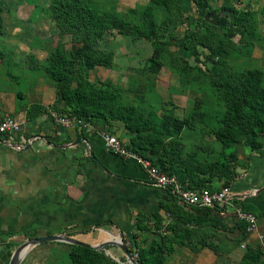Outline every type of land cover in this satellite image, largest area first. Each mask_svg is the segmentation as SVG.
I'll use <instances>...</instances> for the list:
<instances>
[{
  "label": "rangeland",
  "instance_id": "obj_1",
  "mask_svg": "<svg viewBox=\"0 0 264 264\" xmlns=\"http://www.w3.org/2000/svg\"><path fill=\"white\" fill-rule=\"evenodd\" d=\"M98 1L113 14H125L129 8L141 7L149 0ZM49 2L50 0H0L3 20L0 58L4 62L6 60L17 62L19 73L30 71L55 91V82L45 73L44 66L57 43L62 42L64 47L69 49L73 41L70 35L61 33L55 22L49 18L47 13ZM209 2L212 9L226 16L229 27L222 31L209 22L205 27L200 28V32L205 33L209 29H215L226 33L235 45L228 59L231 68L242 70L255 67L262 70L264 74V0H209ZM240 10L254 12L255 38L251 39L242 31L235 30L232 20ZM156 13L160 17L169 16V12L164 7L158 6ZM195 18L196 9L190 0H176L173 14L162 28L163 38L167 41L170 52L163 56L160 69L150 65L149 58L152 54L150 41L121 34L116 30H106L100 39L92 42V46L111 52L112 64L105 67L97 66L89 70L87 75L88 79L96 85L112 83L119 86L122 89V102L140 108L145 113L153 112L158 117L169 114L180 122L192 113L200 112L192 128L183 125L179 133H173V135H167L164 129L161 142V150L165 158L173 157V164L187 165L193 169L198 163H212L222 151L221 143L208 126L216 124L214 115L217 110L222 111L223 104L221 98L210 87L212 61L208 55L209 51L201 46L189 50L182 48L186 34L194 29ZM175 56L180 58L179 64H188L192 69L185 71L177 67L173 60ZM72 74L77 77L78 73L73 69ZM205 112H208L212 119L203 118L201 114ZM118 123L123 126L121 121ZM206 123L211 124L207 126ZM102 130L110 132L108 128ZM117 132L121 135L122 128ZM226 152L231 153L229 163L236 169L234 180L229 186L232 188L234 185L231 192L237 190L238 183L244 184L246 180L255 178L264 179V165L256 160L253 162V173L251 172L243 179L252 158H260V160L264 158V148L263 154L251 150L245 142V137L241 136ZM220 170L219 167L214 168L213 180L206 183L207 186L222 187L223 173ZM204 176L207 177L208 173ZM250 198L251 196L241 200L235 198L230 199V202L237 206L236 200L245 202ZM173 210L178 220H181L179 227L188 228L185 225L186 215L182 216L176 209ZM227 210L226 215H220L217 210L220 219L212 223H209L210 221L205 224L190 222L195 226L193 232L190 234V231L187 232L189 237L186 241L190 245L170 241L171 249L166 253L163 264H245L242 261L243 255L246 252L260 251L261 243L255 233L235 226L236 217L231 211L232 208L229 206ZM186 212L192 213L193 216L196 214L191 208H187ZM252 212L257 218L258 230L264 236V215ZM157 216L159 226H164L171 217L160 208L149 213L139 211L135 217L133 232L124 234L112 227L114 234L120 236L115 237L108 230H103L104 226H102L100 236L103 240L112 241H120L122 238L123 243L127 244L136 257L135 245L146 247L154 239L159 241V232H164V229L158 232L154 229L153 221ZM137 218L143 226L142 231L136 229ZM169 234H173L172 231L169 230ZM65 246H67L66 243L62 242L57 246L41 249L38 253L39 264H71L68 249ZM103 250L113 259L117 258L127 263L126 256L120 247L110 245ZM257 264H264V252L260 255Z\"/></svg>",
  "mask_w": 264,
  "mask_h": 264
},
{
  "label": "trees",
  "instance_id": "obj_2",
  "mask_svg": "<svg viewBox=\"0 0 264 264\" xmlns=\"http://www.w3.org/2000/svg\"><path fill=\"white\" fill-rule=\"evenodd\" d=\"M190 1L196 9L195 24L194 29L183 39L182 48L189 50L201 46L209 51L208 55L212 61L210 87L223 102L222 111L217 110L214 115L216 124L206 123L207 126L210 125L208 127H211L215 138L222 145L220 155L210 164L198 163L194 169L187 165H176L173 164V157L165 158L161 150L164 129L167 135H173V133H179L183 125L192 128L200 112H194L180 122L169 114L158 117L153 112L145 113L140 108L122 102V89L119 86L112 83L96 85L87 76L88 71L97 66L105 67L112 64L111 52L92 46V42L100 39L106 30H116L121 34L150 41L152 46L150 65L160 69L163 56L170 52L167 41L163 38L162 28L173 14L176 0H149L141 7L129 8L125 14L109 12L98 0H50L47 6L49 18L55 22L61 33L71 36L73 44L66 49L62 42L57 43L47 58L44 71L55 82L56 88L55 100L50 109L61 115H75L90 122L94 127H97V124L110 125L113 121H121L125 130L133 133L129 140L132 150L149 159L161 170L175 174L183 184L195 188L218 190L230 186L234 180L236 169L229 163L231 153L226 151L241 136L245 137V142L251 150L263 154L264 74L262 70L255 67L232 69L228 59L235 45L229 36L215 29H209L205 33L200 32V28L205 27L209 22L219 30L225 31L229 27L228 19L212 9L209 0ZM158 6L164 7L169 12V16H158L156 13ZM232 22L235 30L242 31L251 39L256 37L255 15L252 10H240L233 17ZM2 26L0 9V33ZM178 58V56L173 58L177 67L185 71L192 69L188 64H179L180 58ZM73 69L78 73L77 77L72 74ZM58 102H62L69 110L58 108L56 105ZM201 115L203 118L212 119L208 112ZM215 167H219L223 173L222 187L214 188L206 185L213 180ZM207 173L208 176L205 177ZM166 191L169 195L168 201H161L159 208L171 217L164 226H159L157 224L159 218L155 217L153 221L155 231L164 229V232H159V241L154 239L146 247L135 245L137 264H163L166 253L171 249L170 241L190 245L186 241L189 237L187 232L190 231V234L195 228L190 222L205 224L208 221L212 223L220 219L217 215V210L220 209L218 206H188L183 204L175 194ZM235 203L240 205L243 211L251 213L255 211L264 215V211L258 210L249 202L236 200ZM187 208L193 209L197 216L186 212ZM173 209L182 216L186 215L185 225L188 228L179 227L181 220H178ZM136 221V229L142 231L143 226L140 220L137 218ZM235 226L247 231L245 221L236 220ZM169 230L172 231V236L168 235ZM111 234L118 236L112 232ZM68 235L71 233L69 232ZM260 251L246 252L242 261L245 264H257L263 252L261 249ZM68 256L71 264H121L108 256L103 249L97 250L89 246L68 244Z\"/></svg>",
  "mask_w": 264,
  "mask_h": 264
},
{
  "label": "crops",
  "instance_id": "obj_3",
  "mask_svg": "<svg viewBox=\"0 0 264 264\" xmlns=\"http://www.w3.org/2000/svg\"><path fill=\"white\" fill-rule=\"evenodd\" d=\"M18 70L17 62L0 58V116L26 118L14 139L21 148L0 138V264H9L19 245L38 236L70 232L69 237L96 245L105 241L102 229L131 233L139 211H156L161 201H168L167 191L152 186L138 164L105 148L99 134L103 128L130 142L131 133L118 121L97 124L92 132L64 128L49 113L55 91L30 71ZM56 105L69 110L62 102ZM255 160L264 165V158H252L243 179ZM237 185L231 195L261 189L245 202L264 211V179ZM58 243L62 242L30 248L21 264H39V251Z\"/></svg>",
  "mask_w": 264,
  "mask_h": 264
},
{
  "label": "built area",
  "instance_id": "obj_4",
  "mask_svg": "<svg viewBox=\"0 0 264 264\" xmlns=\"http://www.w3.org/2000/svg\"><path fill=\"white\" fill-rule=\"evenodd\" d=\"M49 113L53 120L64 128L78 127L80 129H85L87 132L96 131V128L90 122H86L75 115H61L53 109H50ZM25 123V117L16 115L0 116V138H4L12 143L17 149L21 148V144L14 142V139L16 136H19ZM99 134L104 142L105 148L110 153L123 160L134 161L145 171L147 179L152 186L172 192L183 204L198 207L218 206L220 208V215H226L228 212L227 209L230 206L236 220L245 221L247 223V230L255 233L259 238L261 249L264 252V236L260 234L258 230L256 216L251 212L243 211L240 207L231 204L229 198L231 195V188L229 186L218 190L188 186L187 184L181 183L175 174H169L161 170L158 166L152 164L149 159L144 158L136 151L132 150L129 143L121 141L111 132L101 130ZM21 137L22 140L25 141L23 136Z\"/></svg>",
  "mask_w": 264,
  "mask_h": 264
},
{
  "label": "water",
  "instance_id": "obj_5",
  "mask_svg": "<svg viewBox=\"0 0 264 264\" xmlns=\"http://www.w3.org/2000/svg\"><path fill=\"white\" fill-rule=\"evenodd\" d=\"M259 191H261V189L250 190L249 192H245V193H241V194H233L229 198L230 199H235V198L236 199H243V198H245L247 196H251V195H253ZM51 241L65 242V243L73 244V245L89 246V247L97 249V250L104 249L106 246L116 245V246L120 247L121 250L123 251V253L125 254L127 263L121 262L117 258H115L114 260H116L117 262H119L121 264H137V261L133 255V253L131 252V250L127 246V244L123 243L122 238L120 239V241L105 240L99 244L91 245V244H88L86 242L76 240V239L69 237L68 235H65V234L44 235V236H38V237H34V238L27 240L23 244L19 245L12 252L9 264H19L21 262V260L23 259L24 255L26 254V252L30 248H32L36 245H39V244H42L45 242H51Z\"/></svg>",
  "mask_w": 264,
  "mask_h": 264
}]
</instances>
